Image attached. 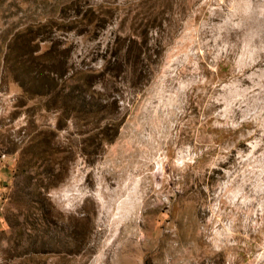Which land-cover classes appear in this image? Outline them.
I'll list each match as a JSON object with an SVG mask.
<instances>
[{"label": "rangeland", "instance_id": "rangeland-1", "mask_svg": "<svg viewBox=\"0 0 264 264\" xmlns=\"http://www.w3.org/2000/svg\"><path fill=\"white\" fill-rule=\"evenodd\" d=\"M2 165L0 264H264V0H0Z\"/></svg>", "mask_w": 264, "mask_h": 264}, {"label": "crops", "instance_id": "crops-1", "mask_svg": "<svg viewBox=\"0 0 264 264\" xmlns=\"http://www.w3.org/2000/svg\"><path fill=\"white\" fill-rule=\"evenodd\" d=\"M10 177V169L9 166L2 165L0 166V180L3 179H8Z\"/></svg>", "mask_w": 264, "mask_h": 264}, {"label": "built area", "instance_id": "built-area-1", "mask_svg": "<svg viewBox=\"0 0 264 264\" xmlns=\"http://www.w3.org/2000/svg\"><path fill=\"white\" fill-rule=\"evenodd\" d=\"M2 157H4V155H2Z\"/></svg>", "mask_w": 264, "mask_h": 264}]
</instances>
